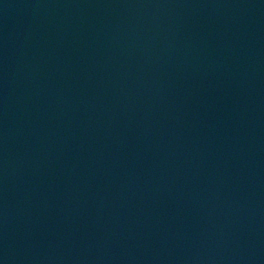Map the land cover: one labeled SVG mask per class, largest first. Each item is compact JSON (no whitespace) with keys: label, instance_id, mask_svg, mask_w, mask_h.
Wrapping results in <instances>:
<instances>
[{"label":"water","instance_id":"obj_1","mask_svg":"<svg viewBox=\"0 0 264 264\" xmlns=\"http://www.w3.org/2000/svg\"><path fill=\"white\" fill-rule=\"evenodd\" d=\"M0 264H264V0H0Z\"/></svg>","mask_w":264,"mask_h":264}]
</instances>
